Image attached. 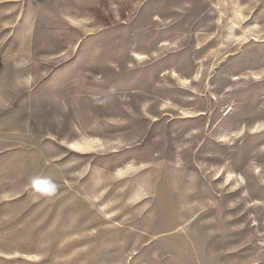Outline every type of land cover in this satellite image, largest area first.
<instances>
[{
	"label": "rangeland",
	"instance_id": "1",
	"mask_svg": "<svg viewBox=\"0 0 264 264\" xmlns=\"http://www.w3.org/2000/svg\"><path fill=\"white\" fill-rule=\"evenodd\" d=\"M0 264H264V0H0Z\"/></svg>",
	"mask_w": 264,
	"mask_h": 264
}]
</instances>
